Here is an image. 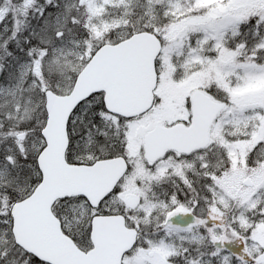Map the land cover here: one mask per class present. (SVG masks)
Returning a JSON list of instances; mask_svg holds the SVG:
<instances>
[{
    "label": "snow or ice",
    "instance_id": "6c2138e0",
    "mask_svg": "<svg viewBox=\"0 0 264 264\" xmlns=\"http://www.w3.org/2000/svg\"><path fill=\"white\" fill-rule=\"evenodd\" d=\"M0 264H264V0H0Z\"/></svg>",
    "mask_w": 264,
    "mask_h": 264
}]
</instances>
